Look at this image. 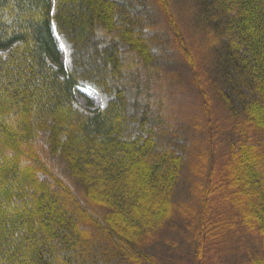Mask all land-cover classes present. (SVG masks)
Listing matches in <instances>:
<instances>
[{
    "label": "trees",
    "instance_id": "trees-1",
    "mask_svg": "<svg viewBox=\"0 0 264 264\" xmlns=\"http://www.w3.org/2000/svg\"><path fill=\"white\" fill-rule=\"evenodd\" d=\"M149 1L0 0V264H264V0Z\"/></svg>",
    "mask_w": 264,
    "mask_h": 264
},
{
    "label": "rangeland",
    "instance_id": "rangeland-1",
    "mask_svg": "<svg viewBox=\"0 0 264 264\" xmlns=\"http://www.w3.org/2000/svg\"><path fill=\"white\" fill-rule=\"evenodd\" d=\"M134 2L146 8L152 15H156L158 31L167 32L163 18L159 16L161 13L149 0H134ZM162 50L167 55V60L163 71V81H160L159 92L164 95V105L167 111L173 114L177 120H180L184 126V124L189 123V116H193L198 111L197 93L187 84L190 79L189 67L179 56L173 44L167 42L166 45H163ZM62 58L65 60V54ZM76 97L81 105L91 109L99 108L101 103L98 94L91 89H79ZM178 241L181 242V239ZM181 246H184V249L187 247Z\"/></svg>",
    "mask_w": 264,
    "mask_h": 264
}]
</instances>
